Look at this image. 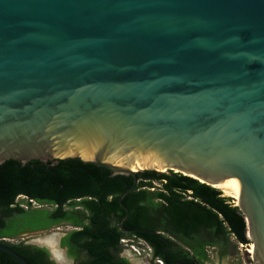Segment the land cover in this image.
Masks as SVG:
<instances>
[{
	"label": "water",
	"instance_id": "obj_1",
	"mask_svg": "<svg viewBox=\"0 0 264 264\" xmlns=\"http://www.w3.org/2000/svg\"><path fill=\"white\" fill-rule=\"evenodd\" d=\"M8 159L131 175L118 196L126 232L147 231L122 226L138 171L219 184L237 196L252 263L264 264V0H0ZM32 234L57 248L53 232ZM7 241L0 251L31 264Z\"/></svg>",
	"mask_w": 264,
	"mask_h": 264
},
{
	"label": "trees",
	"instance_id": "obj_2",
	"mask_svg": "<svg viewBox=\"0 0 264 264\" xmlns=\"http://www.w3.org/2000/svg\"><path fill=\"white\" fill-rule=\"evenodd\" d=\"M136 176L134 189L122 199L128 209L122 226L147 231L126 232L118 226L125 214L118 196L132 185L131 175L110 176L105 167L76 159H31L25 164L5 160L0 164V240L7 239L31 264L54 263L47 261L45 248L14 240L62 220L79 225L67 231L61 245L71 257L83 250L81 264L127 263L114 253L121 247L120 240L129 237L147 242L155 260L172 261L162 255L165 243L149 230L184 239L202 231L206 241L250 242L244 216L220 189L179 172L140 170ZM154 182L159 186L154 187ZM0 264L19 263L0 251Z\"/></svg>",
	"mask_w": 264,
	"mask_h": 264
},
{
	"label": "flooded vegetation",
	"instance_id": "obj_3",
	"mask_svg": "<svg viewBox=\"0 0 264 264\" xmlns=\"http://www.w3.org/2000/svg\"><path fill=\"white\" fill-rule=\"evenodd\" d=\"M33 206H36V205L33 204ZM64 225H69L72 227V229L79 226L77 224H73L74 226H72L69 221L62 220L56 224H53L49 229L25 232V234H32L37 231L53 232L55 234L56 241H57L56 242L57 248L55 247V249L59 252L60 257H61L58 260L59 262L55 260L58 257L56 256L52 257L50 252L44 246L37 245L35 243L36 242L35 238H30L28 240H24L23 242L28 245L45 248L47 251V261L49 262L52 261L54 264H69V263L81 264L85 256V252L83 250L78 252L77 257H71L68 254L67 247L64 245H61V240L64 237V235L67 233V230L66 231L59 230L58 228L59 226H64ZM163 234H164V237L168 240V243L166 245V243L160 238L165 243V248H164L162 255L164 258H169L172 261L167 262V261L162 260V264H211V261H210L211 259L209 257L208 249H207L208 247H211L214 250L215 256L217 257L218 260H220L223 255L229 252V249H228L229 242L219 243V242L206 241V238L202 231H199L198 233L194 234L191 238H188V239H184L179 235H173L171 233L163 232ZM121 240L120 242H122ZM131 240H134V239H131ZM135 240L139 241L138 243L139 245H142V246L144 245L148 248V251L146 252L148 256V262L150 264H156L155 263L156 256H153L151 246L147 242L142 240L141 238H137ZM120 245L125 246L123 243H121ZM124 254L125 255H121L119 253V250L115 251L114 253L117 259H121V258L126 259L127 263L125 264H142L139 261V258H137L134 253L131 252V253H124Z\"/></svg>",
	"mask_w": 264,
	"mask_h": 264
},
{
	"label": "rangeland",
	"instance_id": "obj_4",
	"mask_svg": "<svg viewBox=\"0 0 264 264\" xmlns=\"http://www.w3.org/2000/svg\"><path fill=\"white\" fill-rule=\"evenodd\" d=\"M159 183L154 182V187H158ZM153 189V188H152ZM222 191V190H221ZM225 195V194H224ZM232 197V202H235L236 197L232 195H225ZM59 230H70L72 229L69 225L59 226ZM53 230V229H52ZM247 232V231H246ZM37 234H23L17 237L14 241H24L28 240L30 238L37 237ZM132 238H124L122 239L121 243H123L125 246H121L119 249V253L121 255H125L124 253H134L137 258H139V261L142 264H150L148 262V256L146 252L148 251V248L146 246L139 245V241L137 240H131ZM10 241H13L12 239H9ZM250 241V240H249ZM142 243V242H141ZM251 242H248L246 244L243 243H235L233 239L229 240L228 249L229 252L221 257L220 260L217 259L215 256L214 250L211 247H208V254L210 257L211 264H253L250 259V252L248 251L249 245ZM155 263H157V260H155ZM72 264V263H69ZM158 264V263H157Z\"/></svg>",
	"mask_w": 264,
	"mask_h": 264
},
{
	"label": "bare ground",
	"instance_id": "obj_5",
	"mask_svg": "<svg viewBox=\"0 0 264 264\" xmlns=\"http://www.w3.org/2000/svg\"><path fill=\"white\" fill-rule=\"evenodd\" d=\"M217 187L222 190V193L225 194V195H232V196H235L237 198V196L233 193H231L230 191L226 190L225 188H223L222 186H220L219 184L217 185ZM36 240H39V241H44L46 243H48L51 248H52V251L54 253V255L56 257H58L59 259L61 258L60 257V254L59 252L55 249V246H54V239L51 235H46L44 237H41V238H38ZM252 249H253V245L252 243L249 245V248H248V251L251 253L252 252Z\"/></svg>",
	"mask_w": 264,
	"mask_h": 264
},
{
	"label": "built area",
	"instance_id": "obj_6",
	"mask_svg": "<svg viewBox=\"0 0 264 264\" xmlns=\"http://www.w3.org/2000/svg\"><path fill=\"white\" fill-rule=\"evenodd\" d=\"M157 262H158L159 264H162V261H161V260H159V259H157Z\"/></svg>",
	"mask_w": 264,
	"mask_h": 264
},
{
	"label": "clouds",
	"instance_id": "obj_7",
	"mask_svg": "<svg viewBox=\"0 0 264 264\" xmlns=\"http://www.w3.org/2000/svg\"><path fill=\"white\" fill-rule=\"evenodd\" d=\"M57 260H59V258H57Z\"/></svg>",
	"mask_w": 264,
	"mask_h": 264
}]
</instances>
